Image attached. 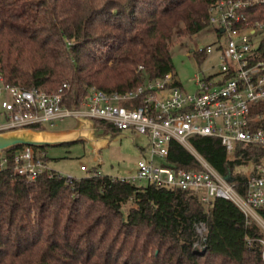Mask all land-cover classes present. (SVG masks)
<instances>
[{
  "label": "trees",
  "instance_id": "1",
  "mask_svg": "<svg viewBox=\"0 0 264 264\" xmlns=\"http://www.w3.org/2000/svg\"><path fill=\"white\" fill-rule=\"evenodd\" d=\"M214 1L0 0V77L47 93L66 83L67 106L78 105L90 85L128 91L173 72L174 40L203 29ZM95 124L118 134L106 122ZM190 144L242 193L246 165L264 154L246 147L229 159L214 137ZM165 161L200 168L176 140ZM8 165L0 173V264H264V230L233 200L203 203L188 189L141 186L98 171L70 180L44 171L29 181Z\"/></svg>",
  "mask_w": 264,
  "mask_h": 264
},
{
  "label": "built area",
  "instance_id": "2",
  "mask_svg": "<svg viewBox=\"0 0 264 264\" xmlns=\"http://www.w3.org/2000/svg\"><path fill=\"white\" fill-rule=\"evenodd\" d=\"M205 27L211 28L215 41L189 50L198 69L185 83L169 72L146 78L125 92L90 85L78 105L67 106L66 83L47 93L6 84L0 77V132L36 125L43 129L44 123L53 126L56 119L81 116L95 127L96 120L106 122L119 135H125L124 131L143 135L147 154L137 160L135 175L121 178L188 189L203 203L215 197L233 200L264 230V154L246 165L242 193L236 182L219 174L190 144L192 137L218 138L229 159L246 147L264 149V0H216L208 7ZM211 53L214 57L209 63ZM172 140L194 155L199 169L166 164ZM10 162L13 171L29 181L51 171L44 154L31 145H21L9 154L1 151L0 173ZM196 231L204 240L205 224H197ZM260 242L264 259V238Z\"/></svg>",
  "mask_w": 264,
  "mask_h": 264
},
{
  "label": "rangeland",
  "instance_id": "3",
  "mask_svg": "<svg viewBox=\"0 0 264 264\" xmlns=\"http://www.w3.org/2000/svg\"><path fill=\"white\" fill-rule=\"evenodd\" d=\"M214 41V33L209 27H204L189 37H179L174 40L171 47L173 72L180 82L185 83L187 77L193 75L198 69V64L193 56L190 55L189 50L212 44ZM213 57L214 53L209 54V63ZM185 88L190 89L189 86H185ZM76 125L75 118L67 116L63 119H56L53 126L44 123L43 127L47 130L68 131ZM99 132L105 133L107 140L98 150V159H94L93 148L88 141L78 140L49 145L45 146L44 150L41 151L46 157L48 169L73 178L86 176L92 171L117 177L135 175L137 160L140 159L142 154H147L144 153V149L147 146L146 138L143 135H132L128 131H124L125 135L103 130ZM95 134L99 133L95 132ZM81 165L85 166L84 170L80 168ZM249 168H252V165ZM246 170L247 167L245 168ZM135 183L141 186L147 184L144 180H136ZM131 205L132 202H128L123 206V212L126 213ZM198 236L200 237V234Z\"/></svg>",
  "mask_w": 264,
  "mask_h": 264
},
{
  "label": "water",
  "instance_id": "4",
  "mask_svg": "<svg viewBox=\"0 0 264 264\" xmlns=\"http://www.w3.org/2000/svg\"><path fill=\"white\" fill-rule=\"evenodd\" d=\"M75 120L77 125L68 131L47 130L45 128H18L0 132V152L21 145L45 147L84 140L93 146L94 155L98 159V150L101 148V143L107 140L105 133H100L99 131H102V129L95 127L94 122L89 118L79 116ZM95 132L99 134H95Z\"/></svg>",
  "mask_w": 264,
  "mask_h": 264
},
{
  "label": "crops",
  "instance_id": "5",
  "mask_svg": "<svg viewBox=\"0 0 264 264\" xmlns=\"http://www.w3.org/2000/svg\"><path fill=\"white\" fill-rule=\"evenodd\" d=\"M105 143H106V141H103V142L101 143V147H102ZM92 148H93V146H92ZM94 159H96L95 156H94Z\"/></svg>",
  "mask_w": 264,
  "mask_h": 264
}]
</instances>
